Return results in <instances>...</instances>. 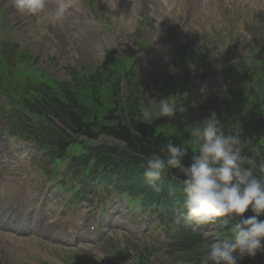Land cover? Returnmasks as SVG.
Here are the masks:
<instances>
[{"label":"rangeland","instance_id":"374dc122","mask_svg":"<svg viewBox=\"0 0 264 264\" xmlns=\"http://www.w3.org/2000/svg\"><path fill=\"white\" fill-rule=\"evenodd\" d=\"M11 1L15 0H0L3 22L8 27V31L4 28L0 29V55L9 60V66L5 70L2 65L3 59H0V74H6V77L10 79L17 71H21V66L27 67L33 60L31 66L43 71L51 79L57 82L69 81L71 69H75L81 75L97 67L107 66V61L105 63L107 55L131 57L126 64L134 62L137 77L130 89L133 88L134 83H138L140 101L146 107L152 108L153 114L166 125L165 131L168 135L175 133L173 137L176 140L190 136L191 125L209 117L214 112L213 108L216 107L211 105L210 109H206L195 104L194 101L185 105L181 98L178 100L175 95L171 97L163 94L167 92L166 75L172 76L173 79L181 76L185 79L196 80L197 75L201 73L200 67L185 56L184 50H193L195 57L204 54L211 61L219 54L217 59L219 63H222L227 57L230 60L236 59V56L231 53L236 43H240L235 48L236 53L240 52V57H243L249 49L242 48L244 45L247 47L255 45L250 31L255 30L256 35L264 41V1L256 3L249 0H227L225 5H217L198 0L202 3V8H199L197 2L192 4L190 0H186L184 12L170 14L164 6L159 4L160 0H125V3L134 5L135 9L128 15H122L111 0H80L75 3L74 8L82 22L79 26L65 24L63 23L67 22L65 20L62 23H53L45 13L37 15L21 13L12 6ZM89 4L90 8L92 4L101 8L98 12L93 10L91 18L88 15ZM163 12L165 13L162 15ZM102 13L104 17H101ZM28 20L33 22L30 29L27 28V23L25 24ZM159 21L162 22L161 26H159ZM22 22L24 26H21ZM100 22L103 23V29L100 27ZM137 38L140 40L139 44L136 42ZM13 43L17 45L16 49ZM29 53L32 55V60H24L23 64H17L18 69L16 70H14L15 64L12 71L11 66L18 62L19 57ZM174 55L178 57V64L174 63ZM221 65L218 64V68L216 67L217 77H213L215 84L213 85L214 82L210 81L203 85L208 90L201 94V98L202 95L207 98V94L216 89V84L222 82V77L218 73L223 67ZM231 74L234 73L231 72ZM233 76L238 81L236 75ZM202 88L200 86L199 90ZM168 97L179 101L185 109L184 112L178 111L172 119L160 117L157 110V102ZM7 99L0 94V105H7ZM104 99L110 100L106 95ZM183 143L188 144L187 138ZM8 146L7 143L0 145V158L7 167L2 181H19L20 178H25L27 181L24 169L15 166L16 159L12 153H1V150ZM195 146L192 148L194 149ZM27 171L37 179L36 181H39L37 175H33L29 169ZM36 184L37 191L42 192L41 181ZM38 198L40 202L41 197L38 196ZM94 209L99 212L96 206ZM65 212L69 219H75L83 229L88 220L95 218L83 209H77L75 212L66 210ZM144 225L145 223H142L140 226L143 235L149 233L151 237H154ZM123 239L124 236L119 237L115 240L117 244L112 242L108 246L116 248L122 246ZM214 239L216 238L213 236L209 242ZM41 242L43 244L41 248L45 254L51 255L54 257L52 260H58L63 264H74L73 261L75 264H132L131 260L121 263L115 259L108 247L104 246L105 241L98 243V246L85 243L82 248L61 246L58 250L64 249L67 253L60 252L59 259H55L57 256L52 248L44 245L43 241ZM146 242L149 243L147 240ZM156 245L147 264H199V257L207 248V244L203 243L198 249L186 253L168 254L166 247L160 244V247L156 248ZM4 251L0 248V264H12V257L8 261ZM26 251L29 252V249ZM26 251L15 250V254L20 259L26 257ZM6 255L8 256V253ZM44 260L53 264L47 257ZM35 261L38 264H46L38 259Z\"/></svg>","mask_w":264,"mask_h":264},{"label":"clouds","instance_id":"9594fccd","mask_svg":"<svg viewBox=\"0 0 264 264\" xmlns=\"http://www.w3.org/2000/svg\"><path fill=\"white\" fill-rule=\"evenodd\" d=\"M15 5L24 14H49L56 23L66 18L70 0H55L51 8L49 0H15ZM157 110L160 117L168 119L185 111L170 97L158 101ZM142 118H153L151 107L143 110ZM190 136L198 151L188 164L184 163L188 149L171 140L161 146L159 153L145 157L146 183L159 192L164 179H178L183 195L181 207L193 231L202 224L232 222L225 234L207 245L199 264H241L245 258H255L264 252V157L245 154L240 131L233 128L226 132L214 112L192 124ZM249 212L251 215H245ZM225 217L228 220L222 219Z\"/></svg>","mask_w":264,"mask_h":264},{"label":"trees","instance_id":"16d2710c","mask_svg":"<svg viewBox=\"0 0 264 264\" xmlns=\"http://www.w3.org/2000/svg\"><path fill=\"white\" fill-rule=\"evenodd\" d=\"M132 75V72H131ZM102 74L98 71L95 73L89 74L88 79L91 80V87L94 88V86H99V82L102 81ZM95 83V84H94ZM112 87V86H111ZM112 91L118 92V83L113 84V87L111 88ZM134 100H137V97L135 95ZM75 114V115H73ZM74 124L77 125L76 130L79 128H83V125H81V118L82 115L79 113L76 109H71L68 113ZM148 122V121H147ZM225 131H228V124L225 123L223 126ZM110 134H112L114 137L124 141L128 148L130 146L136 148V151H133L137 154L143 155L144 157H148L152 155L153 153H159L160 148L162 145L166 144L167 141L164 137L158 135L154 136V127L153 124L148 122H143L142 116H140L139 121H135L131 118V116L127 119H117V127L113 130L109 131ZM242 137V136H241ZM176 145V144H175ZM244 147V153L256 157L252 151L248 148V146ZM192 152L188 149V156L185 158L184 163L188 164L190 163ZM131 156L127 154H119L117 153V156H120V162L119 164H125V162L129 161L130 159L138 160L145 163V160L140 159L132 154ZM258 159V158H257ZM173 175H176L175 170H173ZM245 215H251V213H246ZM261 219H264V216L261 217ZM241 264H264V252H260L257 254L255 258H245Z\"/></svg>","mask_w":264,"mask_h":264},{"label":"bare ground","instance_id":"6f19581e","mask_svg":"<svg viewBox=\"0 0 264 264\" xmlns=\"http://www.w3.org/2000/svg\"><path fill=\"white\" fill-rule=\"evenodd\" d=\"M66 15L70 18V19H74L75 17L71 16L68 12L66 13Z\"/></svg>","mask_w":264,"mask_h":264}]
</instances>
